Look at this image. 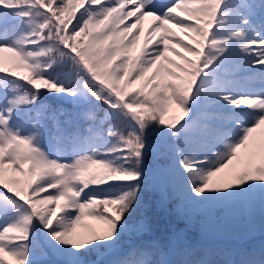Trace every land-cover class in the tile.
I'll return each instance as SVG.
<instances>
[{"label": "snow or ice", "instance_id": "snow-or-ice-1", "mask_svg": "<svg viewBox=\"0 0 264 264\" xmlns=\"http://www.w3.org/2000/svg\"><path fill=\"white\" fill-rule=\"evenodd\" d=\"M262 126L264 0H0V264H264Z\"/></svg>", "mask_w": 264, "mask_h": 264}, {"label": "trees", "instance_id": "trees-1", "mask_svg": "<svg viewBox=\"0 0 264 264\" xmlns=\"http://www.w3.org/2000/svg\"><path fill=\"white\" fill-rule=\"evenodd\" d=\"M146 199L151 203L154 199L153 194L148 193ZM154 212L158 215H162L159 212V209L154 208ZM84 223L95 224L94 221L88 220L87 218H85ZM181 227H183V225H181ZM243 229L244 222L241 218L235 220V224L233 226H231L229 222H226L221 231L209 237L207 242L221 247H227L226 242H229L230 246L240 244L248 247H258L261 242L264 241V234H261L258 229L250 235H241L243 233ZM219 239L222 240L218 241Z\"/></svg>", "mask_w": 264, "mask_h": 264}, {"label": "rangeland", "instance_id": "rangeland-1", "mask_svg": "<svg viewBox=\"0 0 264 264\" xmlns=\"http://www.w3.org/2000/svg\"><path fill=\"white\" fill-rule=\"evenodd\" d=\"M148 21H149V18H145V20L143 21V24H142V27L143 28L147 29V27H148ZM175 31H177V33L179 34V30H175ZM142 39H143V33L141 34V40ZM169 55H171V54L169 53ZM173 58H175V57H173ZM174 114H178V110L174 109V107H173V109L170 110L169 115H174ZM262 131H264V126H262V129L261 130H257V132L253 134V136L259 137ZM238 219H239V217H236V218H226L225 223L226 222H229V224L231 226H233L235 224V220H238ZM221 240L222 239H219L218 241H221ZM226 246L227 247H230V243L229 242H226Z\"/></svg>", "mask_w": 264, "mask_h": 264}]
</instances>
